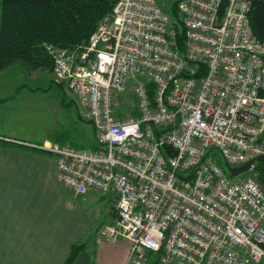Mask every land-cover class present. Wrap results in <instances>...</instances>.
Instances as JSON below:
<instances>
[{
	"label": "built area",
	"instance_id": "1",
	"mask_svg": "<svg viewBox=\"0 0 264 264\" xmlns=\"http://www.w3.org/2000/svg\"><path fill=\"white\" fill-rule=\"evenodd\" d=\"M250 9L179 0L171 17L156 0H118L83 46L46 47L96 146L34 148L54 157L61 187L111 198L97 236L127 240L126 264H264V162L234 180L208 158L264 157V42Z\"/></svg>",
	"mask_w": 264,
	"mask_h": 264
},
{
	"label": "crops",
	"instance_id": "2",
	"mask_svg": "<svg viewBox=\"0 0 264 264\" xmlns=\"http://www.w3.org/2000/svg\"><path fill=\"white\" fill-rule=\"evenodd\" d=\"M4 79L10 77L0 73V264H64L72 245L81 246L72 264H126L127 240L106 243L97 236V230L113 219L111 198L100 194L106 198L99 199L106 209L99 225L100 220L96 224L97 218L84 209L88 200L98 206V192L71 197L64 192L56 180L54 157L31 149L43 142H61L38 137L43 121L29 122L27 113L16 106L39 89L15 84L9 90ZM51 84L59 88L63 104L69 90L64 83ZM149 264L177 263H160L155 256Z\"/></svg>",
	"mask_w": 264,
	"mask_h": 264
},
{
	"label": "trees",
	"instance_id": "3",
	"mask_svg": "<svg viewBox=\"0 0 264 264\" xmlns=\"http://www.w3.org/2000/svg\"><path fill=\"white\" fill-rule=\"evenodd\" d=\"M118 0H0V70L11 62L34 66L43 56V43L64 49L86 44L97 23ZM172 14H177V3ZM249 22L254 35L264 42V0H251ZM43 152L36 148H31ZM45 153V152H43ZM264 186V167H257ZM81 246L72 245L64 264H72Z\"/></svg>",
	"mask_w": 264,
	"mask_h": 264
},
{
	"label": "rangeland",
	"instance_id": "4",
	"mask_svg": "<svg viewBox=\"0 0 264 264\" xmlns=\"http://www.w3.org/2000/svg\"><path fill=\"white\" fill-rule=\"evenodd\" d=\"M161 6L162 10L173 17L172 14V4L175 0H156ZM112 12V11H111ZM111 12L106 14L96 25H100L103 21L107 20ZM51 45L49 43H43V56H48L46 47ZM80 44L79 46H83ZM53 46V45H51ZM57 47V46H55ZM60 48V47H57ZM76 48V46H75ZM64 49V48H63ZM49 57V56H48ZM39 65L34 66L32 64L27 65L19 61L11 62L4 69L0 70V73L6 74V77H10L9 80H2L9 90L15 87V84H20V86H26L29 88L39 89L34 97L22 98L18 102L16 101L17 109H20V113H27L28 121L35 122L34 124H39L43 121V127L39 128L37 133L38 137H51L52 140L56 142H61L62 144L80 148V149H93L96 146V135L92 123L88 120L86 116V109L81 105L79 99L73 95L71 92H65V99L63 104L60 103L59 91L55 84H62L55 81L53 74L51 73V65L48 60L39 59ZM8 75V76H7ZM33 75V76H32ZM17 77L16 79H13ZM33 77V78H31ZM42 78V79H41ZM44 78V79H43ZM1 81V80H0ZM49 83V85H48ZM50 87L49 89H47ZM11 91H8V94ZM1 95V94H0ZM26 106V107H25ZM33 140H35L32 137ZM40 142V141H39ZM210 160L216 162V164L225 170L224 161L222 157L215 151H210ZM249 172H244L237 177H231L234 180L244 178ZM65 193L71 197L72 193L65 189ZM98 206L93 200H88L89 202L85 204L84 209L88 210L89 214L93 213V216L97 218L96 224L99 221V225L103 222V214L106 209V205L100 204L99 199L104 200L106 198L102 197L99 193L95 195ZM108 197V196H105ZM93 201V204H92Z\"/></svg>",
	"mask_w": 264,
	"mask_h": 264
},
{
	"label": "water",
	"instance_id": "5",
	"mask_svg": "<svg viewBox=\"0 0 264 264\" xmlns=\"http://www.w3.org/2000/svg\"><path fill=\"white\" fill-rule=\"evenodd\" d=\"M254 161L264 162V157L263 156H258L255 159L250 160L247 163H245V164H243V165H241L239 167H231L226 162H224L225 171L228 173V175L230 177H236L239 174H242V173L248 171L250 169V167H251V164Z\"/></svg>",
	"mask_w": 264,
	"mask_h": 264
}]
</instances>
